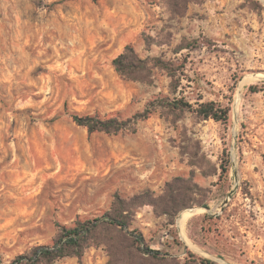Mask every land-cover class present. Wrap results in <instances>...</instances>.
I'll return each instance as SVG.
<instances>
[{
    "label": "rangeland",
    "instance_id": "obj_1",
    "mask_svg": "<svg viewBox=\"0 0 264 264\" xmlns=\"http://www.w3.org/2000/svg\"><path fill=\"white\" fill-rule=\"evenodd\" d=\"M195 40L206 44L187 48ZM128 46L182 66L178 91L157 68L148 81L120 76L113 61ZM162 98L213 102L229 120L159 107L117 135L72 120H128ZM175 179L189 185L185 212H210L180 231L181 214L139 208L131 229L151 249L182 263L264 264V0H193L182 16L165 0H0V264L104 215L116 196L161 197ZM56 264L108 257L91 248Z\"/></svg>",
    "mask_w": 264,
    "mask_h": 264
},
{
    "label": "trees",
    "instance_id": "obj_2",
    "mask_svg": "<svg viewBox=\"0 0 264 264\" xmlns=\"http://www.w3.org/2000/svg\"><path fill=\"white\" fill-rule=\"evenodd\" d=\"M96 1V0H94ZM170 12L182 16L187 6L193 0H165ZM201 42L195 40L187 48L194 47ZM202 42L201 45H205ZM185 47L181 46V52ZM116 72L134 81H148L152 77L154 68L165 71L172 80V91L177 92L181 83L178 74L182 66L166 62L159 58L152 60L141 59L133 47H126L125 51L113 61ZM254 93L256 87H251ZM161 107L173 113L185 111L196 114L202 120H215L226 123L229 120L230 109L221 108L213 102L197 103L196 107L185 98L171 100L162 98L152 102L142 113L133 118L123 120L119 117L103 118L100 115H73V122L89 132L117 135L123 131L136 132L140 121L148 120ZM227 169L224 172L227 173ZM183 179H175L168 183L165 194L154 198L146 193L130 199L116 196L110 211L95 219L77 220L72 227L59 226L58 235L52 245L33 247L25 255L19 256L13 264H56L67 258H77L82 261L91 248H105L108 264H199L196 260L180 262L169 254L151 249L143 234L137 229H131L136 211L143 206H152L156 212L171 218L179 216L188 207V192ZM188 189V187H187ZM189 190V189H188ZM187 194V195H186ZM175 225V223H173ZM200 264H214L202 260Z\"/></svg>",
    "mask_w": 264,
    "mask_h": 264
},
{
    "label": "bare ground",
    "instance_id": "obj_3",
    "mask_svg": "<svg viewBox=\"0 0 264 264\" xmlns=\"http://www.w3.org/2000/svg\"><path fill=\"white\" fill-rule=\"evenodd\" d=\"M201 212H203V211H199L198 213H196V211L183 212L181 214L180 220H179L180 229L183 231L184 228L186 227V224L189 222V220H191L193 217H195L196 215H198Z\"/></svg>",
    "mask_w": 264,
    "mask_h": 264
},
{
    "label": "water",
    "instance_id": "obj_4",
    "mask_svg": "<svg viewBox=\"0 0 264 264\" xmlns=\"http://www.w3.org/2000/svg\"><path fill=\"white\" fill-rule=\"evenodd\" d=\"M236 190H237V188H235L234 190H232L230 193H229V195L227 196V198H226V201H225V205H227L228 204V202H229V200L232 198V196H233V194L236 192ZM206 211V212H210V208L209 207H203V208H195V209H191V210H188V211H196V213H198L199 211ZM187 211V212H188ZM180 220V219H179ZM179 230L181 231V229H180V227H179ZM223 264H229V263H227V262H223Z\"/></svg>",
    "mask_w": 264,
    "mask_h": 264
}]
</instances>
